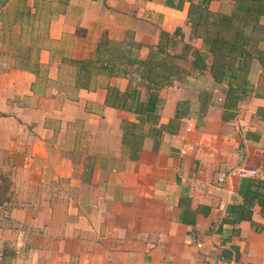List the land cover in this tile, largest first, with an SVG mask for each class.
Segmentation results:
<instances>
[{"label": "crops", "instance_id": "0c3cea01", "mask_svg": "<svg viewBox=\"0 0 264 264\" xmlns=\"http://www.w3.org/2000/svg\"><path fill=\"white\" fill-rule=\"evenodd\" d=\"M200 1L0 0V170L9 182L0 264H264V217L244 196L249 179L264 181V97L224 118L209 73L179 60L190 74L160 91L158 123L142 125L105 104V86L123 91L125 79L77 89L67 62L127 31L142 58L160 31L180 29L177 53L183 42L200 49L187 22ZM233 4L209 0V9ZM249 80L264 94L257 61ZM212 88L195 115L199 92ZM180 101L189 113L176 119Z\"/></svg>", "mask_w": 264, "mask_h": 264}, {"label": "trees", "instance_id": "16d2710c", "mask_svg": "<svg viewBox=\"0 0 264 264\" xmlns=\"http://www.w3.org/2000/svg\"><path fill=\"white\" fill-rule=\"evenodd\" d=\"M233 2L229 13L212 12L209 0L190 4L187 22L202 41L200 49L183 42L177 53L180 29L172 34L160 31L158 43L142 58V44L132 31H127L121 39L103 35L89 57L67 60L75 68V88L95 89L99 86L95 80L98 77L125 79L127 86L123 91L105 86V104L133 113L142 125H156L163 105L160 91L190 74L177 63L190 58L191 68L208 72L213 86L222 90L219 95L223 97V117L233 118L241 102L249 97H264L249 80L253 61L258 62L264 73V0ZM213 96V88L199 92L195 115L206 113ZM188 113V101L178 102L175 118L181 119ZM256 114L264 121V107H259ZM156 132L160 134L159 130ZM248 183L244 196L257 200L264 217V181L249 179ZM2 186L0 202L5 200L9 187L8 183Z\"/></svg>", "mask_w": 264, "mask_h": 264}, {"label": "built area", "instance_id": "2783aa9c", "mask_svg": "<svg viewBox=\"0 0 264 264\" xmlns=\"http://www.w3.org/2000/svg\"><path fill=\"white\" fill-rule=\"evenodd\" d=\"M216 97H218L217 98V102L218 103H222V96L221 95H217ZM189 129V128H188ZM181 153H184V151L183 150H181ZM254 173V171H246V170H242V169H240L236 174H237V176L238 177H244V176H246V175H248V174H253ZM230 174H232V173H230ZM234 174V173H233ZM228 174H225V173H221L220 175H219V177H218V181L219 182H222V181H224V179L226 178V176H227Z\"/></svg>", "mask_w": 264, "mask_h": 264}, {"label": "rangeland", "instance_id": "374dc122", "mask_svg": "<svg viewBox=\"0 0 264 264\" xmlns=\"http://www.w3.org/2000/svg\"><path fill=\"white\" fill-rule=\"evenodd\" d=\"M5 175H6V172L4 173L2 170H0V187H3L2 185H7V183H5V182H7L6 181L7 176H5ZM8 184H9V182H8Z\"/></svg>", "mask_w": 264, "mask_h": 264}]
</instances>
